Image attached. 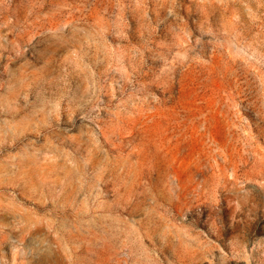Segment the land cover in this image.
<instances>
[{"label": "rangeland", "instance_id": "obj_1", "mask_svg": "<svg viewBox=\"0 0 264 264\" xmlns=\"http://www.w3.org/2000/svg\"><path fill=\"white\" fill-rule=\"evenodd\" d=\"M0 264H264V0H0Z\"/></svg>", "mask_w": 264, "mask_h": 264}, {"label": "crops", "instance_id": "obj_2", "mask_svg": "<svg viewBox=\"0 0 264 264\" xmlns=\"http://www.w3.org/2000/svg\"><path fill=\"white\" fill-rule=\"evenodd\" d=\"M61 246H62V249H64V250H75L73 247H69V245L68 244H61ZM72 246V245H71Z\"/></svg>", "mask_w": 264, "mask_h": 264}]
</instances>
